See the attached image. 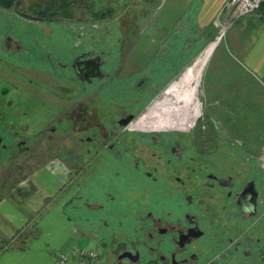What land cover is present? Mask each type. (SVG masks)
Here are the masks:
<instances>
[{"label":"flooded vegetation","instance_id":"obj_1","mask_svg":"<svg viewBox=\"0 0 264 264\" xmlns=\"http://www.w3.org/2000/svg\"><path fill=\"white\" fill-rule=\"evenodd\" d=\"M83 9L40 19L49 36L28 47L5 39L0 67L32 95L12 99L1 72L0 152L33 154L46 141L50 162L66 168L54 198L114 264H264L263 152L210 126L137 127L180 79V59L162 36L105 29L112 10ZM37 88L42 122L30 119Z\"/></svg>","mask_w":264,"mask_h":264},{"label":"crops","instance_id":"obj_2","mask_svg":"<svg viewBox=\"0 0 264 264\" xmlns=\"http://www.w3.org/2000/svg\"><path fill=\"white\" fill-rule=\"evenodd\" d=\"M224 1L197 0L193 5L197 36H216L215 16ZM183 5L188 7L186 2ZM226 30L208 55L202 84L207 120L215 129L224 127L225 121H264V6ZM247 126L245 136H264V128ZM38 168L46 171L48 180L32 175L19 183L28 185L30 192L0 196V264H56L55 256L73 247L67 246L69 235H78L57 201L60 195L54 198L64 183V164L49 162ZM52 173L58 178L50 177Z\"/></svg>","mask_w":264,"mask_h":264},{"label":"rangeland","instance_id":"obj_3","mask_svg":"<svg viewBox=\"0 0 264 264\" xmlns=\"http://www.w3.org/2000/svg\"><path fill=\"white\" fill-rule=\"evenodd\" d=\"M44 2V0H14L11 6L7 9L0 8V49L4 47L5 39L7 38H13L18 44L28 47L30 39L33 38V36H49L50 29L46 24L47 22L36 20L37 11H39ZM185 2L188 7L183 5ZM86 4L87 7L81 11V15H83V13L89 14L90 11L88 10H112L110 14H107V16L105 15L104 18L99 21L103 22L105 29L108 27L114 30V28L117 29V26L119 25L120 28H124L121 31H132L137 34L136 36H162L164 40L161 47H167L180 59L181 74L186 68L195 62L199 55H201L211 44L213 41L212 39H215L216 37L197 36L196 31L193 30L194 24L192 20L195 19L193 15V5L197 4V0H191L189 2L187 0H88ZM73 11L76 10L73 9ZM59 17L63 18V16ZM59 20L62 21L66 19ZM216 35H218V30H216ZM205 68L206 63L202 68L197 94L201 113L198 119H196L195 125L188 127L189 129L200 128L202 126H210L213 128L212 122L207 120L208 115L206 113V105L203 104L204 97L202 94V84L204 85L206 82ZM1 72L11 84V90H9L8 96L12 99H20V97H23L24 92L27 97L32 95L29 89H25V86L27 85L26 81L21 80L10 73L5 74L4 72L6 71L0 67V75ZM37 74L38 78L43 77L41 72H37ZM2 88L3 87L0 83V92ZM37 89L41 95L33 94L37 95V97H42L41 101L43 102L38 106H32L34 113L30 119H35L37 122H40L41 120L42 122L46 119L45 100L47 93L39 88ZM13 109L14 112L18 111L15 105L12 107V110ZM20 119H18L17 122L19 121L22 122V124H26L25 120H23L24 117L23 119ZM17 122L15 121L12 123L18 124ZM221 123L225 125L224 127L229 128L230 130L223 131L224 127H222L219 128L220 132L223 134L225 133L227 138H230L236 144L244 145L248 152L259 154L264 151V136H245L243 131L244 128L248 127V124H252L257 129L264 128V121L243 122L238 120L235 122L225 121ZM36 125H34V127ZM184 128L188 129L187 127H181V129ZM256 132L260 133L261 131L258 130ZM40 137L41 136H39V138ZM19 139L27 141L29 138L20 137L16 140L19 142ZM4 141L8 142L9 138L5 137ZM47 144L46 141L40 143L34 149L33 154H28L32 147L28 150H25L24 147H22L18 150L19 152L16 150L13 153L7 151L0 152V196L7 195L8 193H15L19 190L30 192L28 185L19 186V183L23 179L32 175H44V179H49L46 175V171L42 169L39 170L38 168L44 163H49L53 157V152H48ZM262 154H264V152ZM25 155H31V157L25 159ZM58 155L59 154L57 153V156ZM66 200L67 199L61 194L57 201L59 204L64 205V201ZM77 234V236L73 234L69 235L70 241L67 246H73L72 248H74V245H76L77 247L87 246L88 248H93L98 250L97 252L99 253V262L97 261V264H114V260L107 252H104L103 247H101L100 243L95 239L96 237L94 234L83 233L79 230H77ZM65 252L66 251H64V253Z\"/></svg>","mask_w":264,"mask_h":264},{"label":"bare ground","instance_id":"obj_4","mask_svg":"<svg viewBox=\"0 0 264 264\" xmlns=\"http://www.w3.org/2000/svg\"><path fill=\"white\" fill-rule=\"evenodd\" d=\"M214 46L215 43L211 42L195 62L185 69L180 79L173 81L163 95L164 98L155 103L157 108L140 117L136 122L137 127H192L201 113L197 94L202 68Z\"/></svg>","mask_w":264,"mask_h":264},{"label":"built area","instance_id":"obj_5","mask_svg":"<svg viewBox=\"0 0 264 264\" xmlns=\"http://www.w3.org/2000/svg\"><path fill=\"white\" fill-rule=\"evenodd\" d=\"M264 0H225L217 13L214 24L218 35L212 42L217 44L226 33V29L238 18L259 10ZM264 152V151H263ZM264 163V154L261 155ZM98 250L87 246H76L65 253H58L54 260L56 264H97L99 262ZM98 261V262H97Z\"/></svg>","mask_w":264,"mask_h":264},{"label":"trees","instance_id":"obj_6","mask_svg":"<svg viewBox=\"0 0 264 264\" xmlns=\"http://www.w3.org/2000/svg\"><path fill=\"white\" fill-rule=\"evenodd\" d=\"M39 11H37V18L40 20H49L59 16H67L75 8L87 7L88 0H44ZM14 0H0V8L7 9L11 6ZM264 6V2L261 8ZM213 40V39H212Z\"/></svg>","mask_w":264,"mask_h":264}]
</instances>
